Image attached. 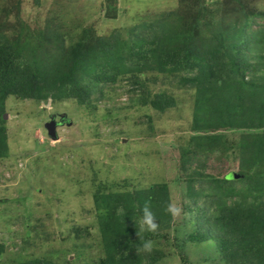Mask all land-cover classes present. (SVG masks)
Here are the masks:
<instances>
[{
    "label": "trees",
    "instance_id": "16d2710c",
    "mask_svg": "<svg viewBox=\"0 0 264 264\" xmlns=\"http://www.w3.org/2000/svg\"><path fill=\"white\" fill-rule=\"evenodd\" d=\"M215 1L214 7L205 0L185 2L178 13L141 22L129 29L133 34L129 44L121 38L124 32L114 29L107 35L86 31L69 48L65 35L51 33L49 26L46 32H32L23 25L19 0L0 3V158L7 149L5 111L10 95L90 104L93 94L115 90L114 83L129 74L133 91H141L131 101L149 103L164 115L178 101L168 90L153 92L150 82L184 89L192 93L193 117L188 127L191 141L181 152L179 167L190 182L185 207L195 213L192 233L186 237L194 242L217 241L227 264H264V192L251 202L243 197L227 204L214 198L218 207L210 211L196 205L195 184H215L225 193L224 182L237 179L232 173L221 178L189 168L217 141L246 172L257 169L259 175L242 173V180L254 183L256 191L264 187V0ZM194 5V20L185 22L187 15L193 18ZM223 128L247 131L236 136ZM226 192L235 195L234 188ZM170 199L167 182L126 192L108 189V194L96 197L102 202L97 210L104 255L90 264H158L163 252L153 243L157 237L169 240L175 223L166 211ZM146 204L156 217L155 232L141 226ZM75 231L79 237L80 227ZM146 241L152 242L150 253L143 249ZM4 252L0 242V256ZM12 264L66 263L34 259Z\"/></svg>",
    "mask_w": 264,
    "mask_h": 264
},
{
    "label": "rangeland",
    "instance_id": "374dc122",
    "mask_svg": "<svg viewBox=\"0 0 264 264\" xmlns=\"http://www.w3.org/2000/svg\"><path fill=\"white\" fill-rule=\"evenodd\" d=\"M196 1L19 0L18 14L32 32H46L49 26L51 33L65 35L66 48L86 31L107 35L114 29H121V38L129 44L133 26L171 11L178 13L185 2L193 5ZM205 1L209 7L216 4L215 0ZM196 9L194 5L193 18L187 15L185 22L194 20ZM202 31L207 35V30ZM128 76L124 74L114 83L115 90L106 88L93 94L90 104L11 95L6 99L7 149L0 158V242L5 244L1 264L34 259L66 264L96 262L104 255L97 210L102 202L96 197L108 194V189L134 191L161 182H167L170 202L179 211L170 239L157 237L153 243L163 252L158 264H227L217 241L194 242L186 237L192 233L195 213L185 207L190 182L179 166L181 152L191 141L192 93L171 84L150 82L153 92L168 90L178 101L163 115L149 103L131 101L139 98L141 91H133ZM101 94L104 96L99 99ZM221 130L236 136L247 131ZM212 144L214 148L201 155L200 161L189 165L191 170L221 178L233 172L236 177L242 173L259 175L256 168L247 172L241 168L234 155L223 151L221 143ZM242 179L224 182L226 194L215 184H195L198 205L213 211L218 207L214 198L227 204L243 197L251 202L264 192L263 186L256 191L254 183ZM232 188L235 195L226 192ZM79 227L82 231L77 237L75 229Z\"/></svg>",
    "mask_w": 264,
    "mask_h": 264
},
{
    "label": "clouds",
    "instance_id": "9594fccd",
    "mask_svg": "<svg viewBox=\"0 0 264 264\" xmlns=\"http://www.w3.org/2000/svg\"><path fill=\"white\" fill-rule=\"evenodd\" d=\"M6 115V113H5ZM6 118V117H5ZM240 129H244V128H240ZM235 172H233L232 174H234ZM231 174V173H230ZM239 176H233L235 179L240 178L241 174H238ZM196 205H198V201L196 203ZM143 215L141 218V226L144 230L149 231V232H155L157 229V222H154L156 217L153 214L151 208L149 205H145L143 208ZM166 211L172 215V216H176L178 214L179 209L174 206L173 204L169 203L167 205ZM143 249L146 252H151L152 251V242L151 241H146L143 243Z\"/></svg>",
    "mask_w": 264,
    "mask_h": 264
},
{
    "label": "water",
    "instance_id": "95a60500",
    "mask_svg": "<svg viewBox=\"0 0 264 264\" xmlns=\"http://www.w3.org/2000/svg\"><path fill=\"white\" fill-rule=\"evenodd\" d=\"M49 131H50V135H51L52 137H54V136H55V132H54L52 129H50Z\"/></svg>",
    "mask_w": 264,
    "mask_h": 264
}]
</instances>
